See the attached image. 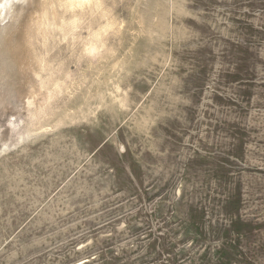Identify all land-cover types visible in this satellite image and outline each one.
Returning <instances> with one entry per match:
<instances>
[{"label":"rangeland","instance_id":"374dc122","mask_svg":"<svg viewBox=\"0 0 264 264\" xmlns=\"http://www.w3.org/2000/svg\"><path fill=\"white\" fill-rule=\"evenodd\" d=\"M11 1L0 264H264V0Z\"/></svg>","mask_w":264,"mask_h":264},{"label":"bare ground","instance_id":"6f19581e","mask_svg":"<svg viewBox=\"0 0 264 264\" xmlns=\"http://www.w3.org/2000/svg\"><path fill=\"white\" fill-rule=\"evenodd\" d=\"M9 1H11V0H9ZM14 1V0H13ZM2 2H3V0L1 1L0 0V14L3 12V10H4V7H3V5H2ZM12 2V1H11ZM72 2H73V0H72ZM2 15V14H1Z\"/></svg>","mask_w":264,"mask_h":264}]
</instances>
